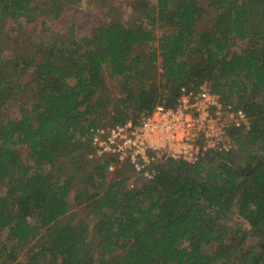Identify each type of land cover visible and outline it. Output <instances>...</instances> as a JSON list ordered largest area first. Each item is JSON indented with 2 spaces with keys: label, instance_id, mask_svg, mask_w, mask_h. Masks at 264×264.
Returning a JSON list of instances; mask_svg holds the SVG:
<instances>
[{
  "label": "trees",
  "instance_id": "obj_1",
  "mask_svg": "<svg viewBox=\"0 0 264 264\" xmlns=\"http://www.w3.org/2000/svg\"><path fill=\"white\" fill-rule=\"evenodd\" d=\"M44 1L45 19L55 18L53 5L63 2ZM39 2L0 0V16L32 22ZM206 6L216 17L211 28L197 34L195 27L204 11L197 0H156L147 10V19L167 21L175 32L157 38L155 48L132 56L133 48L156 37L148 30L126 29L116 22L102 24L92 36H75L70 28L66 45L56 36L37 47L35 57L23 53L28 47L4 57L8 50L0 43V180L20 174L21 183L16 213L8 211L11 195L0 196V232L5 231L12 243L0 248V264L4 254L13 255L6 264H23L18 253L44 227L68 213L73 215L79 207L91 208L101 258L93 259L86 237L65 226L52 231L50 248L34 252L31 262L43 256L42 251H53V262L59 264H213L214 255L205 253L203 247L221 241L218 222L236 207L237 218L247 224V231L243 238L230 240V246L238 249L233 259L238 264H264V0H208ZM233 40L246 46L231 53ZM29 68L31 80L23 82L21 77ZM104 69L127 81L116 98L102 105L95 96ZM151 73L156 77L149 81L146 76ZM190 83H208L211 93L246 113L250 128L231 132L234 149L208 153L194 164L161 161L152 182L141 189H127L128 176L106 185L104 174L110 173L108 167L114 162L109 158L91 160L98 183L95 192L80 189L74 178L54 184L46 181L39 168L53 164L55 158L79 156L85 164L84 157H92L89 133L107 118V109L116 116L104 126L136 123L157 105L174 107L180 89ZM21 90L29 91L24 101L17 96ZM234 92L241 95L236 103ZM6 106L16 107L19 118L2 119L1 109ZM92 113L98 117L88 120L86 116ZM16 147L27 149L35 167L32 171L19 165ZM255 147L258 151L252 150ZM81 167L79 172H83ZM18 168L20 172L15 173ZM127 171L133 172L123 164L111 174ZM32 216L38 225L29 221ZM247 239L257 241L251 248L258 252L245 247ZM115 253L114 261L105 259Z\"/></svg>",
  "mask_w": 264,
  "mask_h": 264
},
{
  "label": "rangeland",
  "instance_id": "obj_2",
  "mask_svg": "<svg viewBox=\"0 0 264 264\" xmlns=\"http://www.w3.org/2000/svg\"><path fill=\"white\" fill-rule=\"evenodd\" d=\"M63 2L55 3L56 9V17L53 19H45L44 14L47 12V9L43 10L46 7L45 1L40 0L38 4L39 13L36 14V17L32 22H26L24 20L18 21H10L0 16V32H2L3 36L0 37V43L6 45L8 51L3 53L4 57H11L14 55L16 51H20L21 48L28 47L25 50V54L30 57H35V50L37 47L49 43L50 39L57 36V38L62 37V41L67 44V33L70 31V28H73L75 31V36L78 34L82 35V33H86L88 36H92L97 28L105 23L116 22L115 24L120 25L123 28H135L140 27L142 29L148 30L155 37L156 40L150 42L148 44L142 45L140 47H135L130 52V55L143 54L151 48H155L158 46L157 38L162 36L171 35L175 32L174 26L170 25L166 22H150L147 17V10L151 11L152 4H155L156 0H60ZM199 5H202L200 19L198 24L195 27V32L198 34L205 28H211L213 25V19L216 17V12L212 11V9L207 8L206 2L208 0H197ZM58 7V10H57ZM153 16H156V13H152ZM46 21V22H45ZM61 34V35H60ZM90 37H87V41ZM91 46L95 45L92 41L89 42ZM9 46V48L7 47ZM246 46V42H239L236 40L231 41L230 44V52H240L242 48ZM14 48V49H13ZM22 53V51H20ZM64 56H67V53H63ZM196 56V55H195ZM32 68H29L26 73L21 77L23 82H30L32 76ZM158 72L160 70L158 69ZM101 83L100 90L95 96V98L101 99L102 105H105L108 98H116L118 93L121 92L122 88L126 87L125 78L119 79L115 78L109 69H104L101 73ZM156 74L151 73L146 76V79L152 81V78H155ZM203 84V83H202ZM208 85V83H206ZM189 85L193 87H198L200 83H190ZM124 86V87H123ZM28 90L22 91L17 94L22 101L25 100ZM233 102H238L241 95L233 93ZM243 96V95H242ZM239 97V98H237ZM246 97V93H244V98ZM237 98V99H236ZM234 105V104H233ZM236 106V105H234ZM86 106H83V110H87ZM107 118L100 121V126L107 125L108 120L113 116H116L115 112L106 110ZM2 119H18V109L13 106H6L1 109ZM103 112V111H102ZM95 116L97 118V114H90L86 116L88 120H91ZM131 116V114L129 115ZM128 116V117H129ZM121 118V117H119ZM113 119V118H112ZM250 128V126H249ZM242 130V129H240ZM245 131V130H242ZM264 146V145H263ZM68 151L71 152L73 149L71 146H68ZM234 149V146L233 148ZM253 151H258L257 147L252 148ZM16 153L20 158L19 165L28 171H32L35 168L32 165V162L27 158V149L25 147H16ZM76 154H74L75 156ZM79 156L70 157L68 155H62L61 157L55 158L53 164L43 165L39 169L45 174V179L48 183L54 184L58 183L56 180H62L68 178L70 181L74 178L73 183H78L80 189H85L86 192L92 193L97 189L98 183L97 178L93 177V166L91 164V160L93 158L91 155H86L84 157V163L81 164L79 162ZM82 159L83 157L80 156ZM84 166V167H81ZM81 167L83 172H79L78 168ZM156 167H153L152 170L149 171L147 175H137L133 172L127 171L125 173L115 172L114 174L107 173L104 174V180L107 184H115L118 183L120 179L124 176L129 177V181L126 184V188L129 189L131 186L137 189L144 188L149 182H152L154 177L156 176ZM20 168L16 169V172H20ZM122 171V170H118ZM125 171V170H124ZM121 173V174H119ZM133 173V174H132ZM20 174H15L13 177H9L5 180H0V196L6 197L11 195L8 198V211L16 213V200L18 198V189L21 186L19 181ZM73 188L75 186L73 185ZM72 197L73 194H70ZM74 214L68 213L63 218L58 219L54 222L50 227H44L38 238L31 241L27 244L23 251L18 253V260L23 262V264H59L58 262H53L54 253H47L42 251V255L38 256L35 261L30 260V257L34 252H40L43 247H49V243L52 236V231L55 228L71 226L74 227L77 231H79L84 237H86V241L88 242V251L93 259L101 258L99 253V248L97 243L99 241L95 231L93 220L94 216L91 213V208L79 207L75 208ZM29 221L32 224L38 225V221L32 216L29 218ZM221 228V241H215L213 244L203 247V251L207 254H213L215 260L213 264H238L239 260H234L233 256L235 254L234 250L230 245V240H237L238 238H243L245 231H247V224L242 222L237 218L236 215V207H234L233 213H231L228 217L220 219L218 222ZM48 228H50L48 230ZM248 244H245V247L250 248V251L258 252L257 248H251L257 246V241L247 239ZM12 243L9 242L6 232H0V248L3 245L10 246ZM35 245V246H34ZM34 246L33 251H30V248ZM17 248L16 250H18ZM9 251V248H7ZM118 254L106 255L105 259L110 261H114ZM13 255L4 254L2 256L3 261L1 264H6L8 260H11ZM239 257V256H238Z\"/></svg>",
  "mask_w": 264,
  "mask_h": 264
},
{
  "label": "built area",
  "instance_id": "obj_3",
  "mask_svg": "<svg viewBox=\"0 0 264 264\" xmlns=\"http://www.w3.org/2000/svg\"><path fill=\"white\" fill-rule=\"evenodd\" d=\"M246 113L211 93L206 83L183 86L174 107L157 105L136 123L127 121L90 130L92 158L113 159L108 172L126 164L147 175L161 161L197 163L211 152L233 148L231 132L249 130Z\"/></svg>",
  "mask_w": 264,
  "mask_h": 264
}]
</instances>
